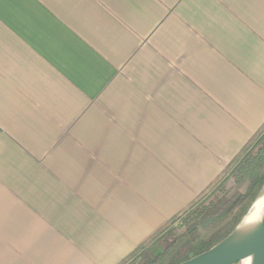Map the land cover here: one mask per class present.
<instances>
[{"label": "crops", "instance_id": "crops-1", "mask_svg": "<svg viewBox=\"0 0 264 264\" xmlns=\"http://www.w3.org/2000/svg\"><path fill=\"white\" fill-rule=\"evenodd\" d=\"M264 128V0H0V264H123Z\"/></svg>", "mask_w": 264, "mask_h": 264}, {"label": "trees", "instance_id": "trees-1", "mask_svg": "<svg viewBox=\"0 0 264 264\" xmlns=\"http://www.w3.org/2000/svg\"><path fill=\"white\" fill-rule=\"evenodd\" d=\"M212 188L165 228L178 221V232L174 233V229L166 231L157 241L137 250L123 264L128 261L129 264H181L210 250L232 234L251 206L264 196V128ZM242 200H245L243 206L231 215ZM195 233L205 234V237L192 242L189 237Z\"/></svg>", "mask_w": 264, "mask_h": 264}, {"label": "water", "instance_id": "water-1", "mask_svg": "<svg viewBox=\"0 0 264 264\" xmlns=\"http://www.w3.org/2000/svg\"><path fill=\"white\" fill-rule=\"evenodd\" d=\"M256 202L232 234L210 250L181 264H237L247 260L250 264H264V216L254 228L241 229Z\"/></svg>", "mask_w": 264, "mask_h": 264}, {"label": "bare ground", "instance_id": "bare-ground-1", "mask_svg": "<svg viewBox=\"0 0 264 264\" xmlns=\"http://www.w3.org/2000/svg\"><path fill=\"white\" fill-rule=\"evenodd\" d=\"M264 216V196L258 199L249 216L245 219L242 225V231L254 228ZM250 264V260L246 261Z\"/></svg>", "mask_w": 264, "mask_h": 264}, {"label": "rangeland", "instance_id": "rangeland-1", "mask_svg": "<svg viewBox=\"0 0 264 264\" xmlns=\"http://www.w3.org/2000/svg\"><path fill=\"white\" fill-rule=\"evenodd\" d=\"M213 190V188L210 190V192ZM244 202H245V200H242V201H240L234 208H233V210L231 211V215L232 214H234L238 209H240L242 206H243V204H244ZM170 229H174V233H176V232H178L179 230V222L177 221V222H175L174 224H172L171 226H170V228H168V229H164L160 234H158V236H156L151 242H150V244L151 243H153V242H155V241H157V239H159L164 233H166V231H168V230H170ZM202 237H205V234H199V233H195V234H191L190 235V237H189V239H190V241H192V242H194V241H196V240H198V239H200V238H202ZM150 244H148V245H146V246H149ZM139 255V254H138ZM132 261V260H131ZM128 264L130 263V261H128L127 262ZM126 263V264H127ZM247 262L245 261V262H243V263H240V264H246Z\"/></svg>", "mask_w": 264, "mask_h": 264}]
</instances>
